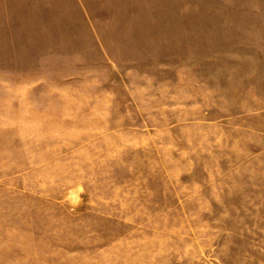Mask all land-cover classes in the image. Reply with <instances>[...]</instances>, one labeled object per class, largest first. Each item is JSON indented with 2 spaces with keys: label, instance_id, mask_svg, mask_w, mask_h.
<instances>
[{
  "label": "rangeland",
  "instance_id": "obj_1",
  "mask_svg": "<svg viewBox=\"0 0 264 264\" xmlns=\"http://www.w3.org/2000/svg\"><path fill=\"white\" fill-rule=\"evenodd\" d=\"M0 264H264V0H0Z\"/></svg>",
  "mask_w": 264,
  "mask_h": 264
}]
</instances>
